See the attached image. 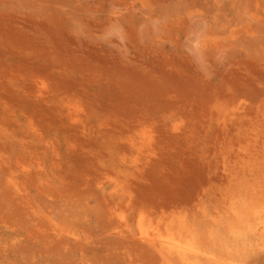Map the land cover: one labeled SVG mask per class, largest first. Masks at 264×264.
<instances>
[{"label":"rangeland","instance_id":"1","mask_svg":"<svg viewBox=\"0 0 264 264\" xmlns=\"http://www.w3.org/2000/svg\"><path fill=\"white\" fill-rule=\"evenodd\" d=\"M263 127L264 0H0V264H264Z\"/></svg>","mask_w":264,"mask_h":264},{"label":"bare ground","instance_id":"2","mask_svg":"<svg viewBox=\"0 0 264 264\" xmlns=\"http://www.w3.org/2000/svg\"><path fill=\"white\" fill-rule=\"evenodd\" d=\"M253 213L257 214V216L264 217V211L259 210V213L258 211H255ZM262 223L264 224V221H262ZM141 233H142V236L148 242V244H150L153 248H155L157 253L161 255V259L163 261L169 262V260L173 258V259H178L180 261L191 262L193 256L196 255L195 250H193L189 246H185L181 242L179 236L177 237L176 240H173V241L171 240L169 241L167 239L158 241L154 238L153 235L152 237H148V234L146 233L145 230H143ZM177 233L180 234L181 232H177Z\"/></svg>","mask_w":264,"mask_h":264}]
</instances>
